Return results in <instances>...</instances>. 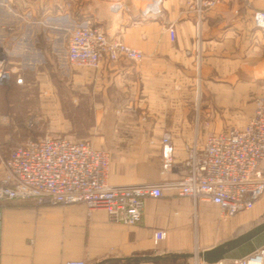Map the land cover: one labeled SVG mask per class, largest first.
<instances>
[{
	"label": "crops",
	"instance_id": "1",
	"mask_svg": "<svg viewBox=\"0 0 264 264\" xmlns=\"http://www.w3.org/2000/svg\"><path fill=\"white\" fill-rule=\"evenodd\" d=\"M73 1L74 10L81 13L80 21L101 23L110 38L144 53L138 62L121 57L106 59L98 70L77 68L81 70L80 82H93L101 93L99 107L116 104L129 117L128 122L145 121L148 133L140 139L148 141V146L158 144L161 151V131L170 130L176 158L183 161L188 148H183L181 139H198L203 145L210 134L200 137L194 128L199 118L200 92L211 93L221 102L241 92L242 98L264 94V28L254 21L255 11L264 10V0H222L213 7L204 6L202 0ZM116 1L123 3V11L112 8ZM151 5L159 8L158 16L142 18L141 11ZM11 10L28 11L34 19L40 12L46 27L54 20L52 0H0V12ZM169 24L175 27L174 39L167 30ZM23 27L21 23L17 39L25 38L27 27ZM38 28L30 25V39L36 38ZM253 111L254 106L246 123ZM179 179V174H163L161 169L151 177L118 172L114 176L110 164L111 184L164 186L162 197L145 199L142 218L134 225L113 221L105 210H91L83 203H11L3 210L0 264H62L69 260L86 264H208L197 256L193 261L132 259L191 253L185 246L191 242L203 243L202 251L261 223L247 227L240 213L224 216L219 206L208 201L195 205L190 197L179 196L176 189L166 185ZM157 230H165L167 238L155 242ZM262 243L264 233L230 253L222 264H236L232 258L246 256Z\"/></svg>",
	"mask_w": 264,
	"mask_h": 264
},
{
	"label": "built area",
	"instance_id": "2",
	"mask_svg": "<svg viewBox=\"0 0 264 264\" xmlns=\"http://www.w3.org/2000/svg\"><path fill=\"white\" fill-rule=\"evenodd\" d=\"M222 0H202L213 7ZM116 12L123 3L112 4ZM160 10L151 5L141 11L142 18L157 17ZM258 27L264 28V10L254 13ZM171 39L175 27L167 26ZM121 57L138 62L144 53L110 38L101 23L89 19L79 21L70 33L67 60L75 67L98 70L104 61ZM12 72L0 62V85L9 81ZM22 83V77L17 79ZM162 151V173H177L180 179L166 183L179 196L190 197L194 204L208 201L224 216L255 207L264 195V95L254 100V111L242 127H230L210 133L203 145L195 142L188 156L176 158V144L170 132L159 139ZM0 175V248L4 208L21 201L32 200L38 205H70L83 203L89 209L105 210L111 220L134 225L143 215L145 199L163 196V184L114 185L109 182V152L98 148L89 139L46 135L39 140L17 146L2 162ZM167 237L165 230L154 233L155 242ZM236 264H264V245L253 253L234 260ZM223 261L217 263L222 264ZM62 264H86L69 260Z\"/></svg>",
	"mask_w": 264,
	"mask_h": 264
},
{
	"label": "rangeland",
	"instance_id": "3",
	"mask_svg": "<svg viewBox=\"0 0 264 264\" xmlns=\"http://www.w3.org/2000/svg\"><path fill=\"white\" fill-rule=\"evenodd\" d=\"M52 7L54 20L47 27L42 24L44 17L40 12L38 19L28 11L0 12V62L12 72L9 81L0 85V171L2 162L17 146L53 135L89 139L109 152L114 176L117 172L142 177L159 174L160 169L162 172V153L158 144L148 146V141L140 139L148 133L143 118V123L133 124L116 104L115 107H99L97 103L102 98L95 84L80 82L81 70L67 60L70 33L81 20V13L74 10L75 2L52 0ZM21 23L27 27L26 36L17 39L15 36H18ZM33 24L39 28L36 38L30 39V25ZM20 77L22 83L17 82ZM237 95L231 94L229 100L221 102V98L216 99L211 93H199V118L194 128L200 137L243 126L252 113L255 98L264 94H247L245 98L241 97L242 92L239 97ZM161 132H170L173 137L170 130ZM181 142L183 148L189 149L188 145L200 140L182 138ZM239 215L245 216L247 227L264 221V195L254 208ZM262 245L264 243L255 250ZM185 246L189 247V252L197 254L203 243L191 242ZM193 260L197 258L192 257Z\"/></svg>",
	"mask_w": 264,
	"mask_h": 264
},
{
	"label": "water",
	"instance_id": "4",
	"mask_svg": "<svg viewBox=\"0 0 264 264\" xmlns=\"http://www.w3.org/2000/svg\"><path fill=\"white\" fill-rule=\"evenodd\" d=\"M264 233V221L245 233L240 234L237 237L226 240L222 243L215 245L212 248L204 249L199 251L197 254L194 253H170L167 255H157V256H145L132 259L136 262H141L143 260H166V259H177V258H192L198 257L202 261L208 264H217L221 261L229 258L230 253L238 250L241 246L247 244L248 242L254 240L256 237Z\"/></svg>",
	"mask_w": 264,
	"mask_h": 264
}]
</instances>
